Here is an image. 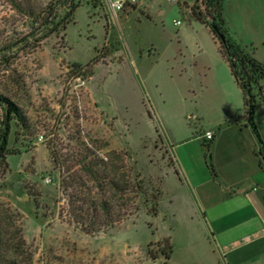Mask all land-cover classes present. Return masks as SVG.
<instances>
[{
  "label": "rangeland",
  "instance_id": "rangeland-1",
  "mask_svg": "<svg viewBox=\"0 0 264 264\" xmlns=\"http://www.w3.org/2000/svg\"><path fill=\"white\" fill-rule=\"evenodd\" d=\"M101 1L74 0L66 29L44 39L54 24L49 3L57 22L69 10L67 0H0V95L21 113L10 121L8 167H0V264H209L203 226L183 224L170 203L176 173L168 170L162 188L163 177L184 161L211 185L225 164L224 135L232 124L247 125L244 135L260 141L219 41L192 7L206 13L209 5L206 20L221 24L223 16L229 33L264 63V0H224L222 13L215 0H146L147 9L116 22ZM96 55L97 63L85 68ZM5 115L0 102V120ZM254 117L264 139L262 103ZM209 129L221 134L216 148L203 137ZM88 149L94 155L84 159ZM111 151L121 153L132 178L144 180L145 192L133 199L139 210L87 234L70 205L78 187L66 182L81 176L93 186L81 160ZM113 191L115 209L129 213L127 198L135 192Z\"/></svg>",
  "mask_w": 264,
  "mask_h": 264
},
{
  "label": "crops",
  "instance_id": "crops-1",
  "mask_svg": "<svg viewBox=\"0 0 264 264\" xmlns=\"http://www.w3.org/2000/svg\"><path fill=\"white\" fill-rule=\"evenodd\" d=\"M225 27L228 36L238 43ZM257 103L264 105L261 100ZM229 129L224 135L228 137L225 164L213 174L211 185L204 186L189 162L176 161V165L168 166L162 188L168 170L175 172L179 187L170 203L183 224L203 226L199 237L204 239L202 248L209 264H264V158L258 153L256 138L244 135L249 133L247 125L239 122ZM214 133L212 148L218 147L221 139L220 133Z\"/></svg>",
  "mask_w": 264,
  "mask_h": 264
},
{
  "label": "trees",
  "instance_id": "trees-1",
  "mask_svg": "<svg viewBox=\"0 0 264 264\" xmlns=\"http://www.w3.org/2000/svg\"><path fill=\"white\" fill-rule=\"evenodd\" d=\"M67 1L69 10L57 22H55V19L57 18V7L56 5H53V2L49 3V14L54 15L50 23L54 24L48 32L44 34V39L57 32L60 26L66 29L67 24L71 22V17L76 11L78 4L75 3L74 0ZM211 1L213 3L214 0ZM223 1L224 0H215V9L217 12L222 13ZM206 10V13L201 10L199 4H195L192 7V12L196 20L207 25L214 37L219 41L220 53L226 59L230 72L241 89L243 103L250 120V125L260 141L258 153L264 158V141L262 140L257 124L254 121L257 101L261 100L264 103V63L257 59L254 54L249 52L245 47L241 46L228 36L223 16L221 17V24L217 22L214 16L212 20H206L205 14H212V11H208L209 5L206 6ZM98 60V55H96L85 65V68L87 67V69H90V67L96 64ZM0 102L6 106L5 118L0 120V167H3L5 171L8 167L7 154L9 152L8 138L10 133V121L13 115L21 116V113L17 104L10 98L0 95ZM148 113L150 114L149 110ZM88 152H91V154L94 155V152L88 149L84 154V159L89 157ZM109 153L110 156L108 155L106 157L95 154L94 158L89 162L81 160L84 162L82 170H84L85 173L89 175V178L94 181L95 184H93V186L87 184L84 179L79 181L81 176H76L72 178V180L66 182L68 187L74 185L78 187V194L72 195L70 205L73 207L74 222L79 224L82 231L87 234H94L102 230L105 226L120 222L124 216L133 213V210H139V205L136 204L133 199L139 192H145L144 180L142 178H132L127 172V169L125 170L127 165L121 153L117 151H111ZM117 162H120V164ZM121 181H123V184H121ZM95 187L97 188V191L95 190ZM112 189L115 190L113 191L114 195L117 192H125L126 190L131 189L135 192V195L132 198H127L128 202L132 201L133 203L128 204L131 207L129 213L117 211L115 209V205L112 201ZM160 196V190L151 193L152 213L154 215H156L159 210ZM121 205L126 206L127 204L123 202ZM172 251V244H168V252H166V256L170 257ZM151 256L154 259L157 258L154 254H151ZM14 264L16 263L14 262Z\"/></svg>",
  "mask_w": 264,
  "mask_h": 264
},
{
  "label": "built area",
  "instance_id": "built-area-1",
  "mask_svg": "<svg viewBox=\"0 0 264 264\" xmlns=\"http://www.w3.org/2000/svg\"><path fill=\"white\" fill-rule=\"evenodd\" d=\"M146 0H103L100 3L106 8L107 14L113 21H119L120 15L138 9H147L144 6ZM175 23L180 24V21ZM207 141H211L215 137L212 130H207L203 136Z\"/></svg>",
  "mask_w": 264,
  "mask_h": 264
}]
</instances>
